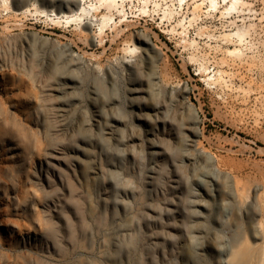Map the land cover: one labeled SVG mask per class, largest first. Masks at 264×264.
<instances>
[{"label":"rangeland","instance_id":"obj_1","mask_svg":"<svg viewBox=\"0 0 264 264\" xmlns=\"http://www.w3.org/2000/svg\"><path fill=\"white\" fill-rule=\"evenodd\" d=\"M245 1L251 11L244 21L203 13L198 24L215 36L190 26L186 38L198 45L186 49L170 22L138 10L129 14V28H107L103 41L87 39L76 22L52 20L54 11L70 12L68 0H30L31 12L15 23L2 11L0 110L34 132L36 149L18 170L7 140L0 143L6 188L0 189V264H246L249 255L259 258L256 243L263 238L254 240L252 229L264 222V0ZM93 17L84 21L98 22ZM8 20L16 26L4 28ZM248 23H255L249 50L232 58L225 50L234 43L216 37ZM138 33L154 48L139 43ZM133 43L140 46L135 53L125 50ZM57 48L79 59L64 95L71 103L63 126L53 88ZM192 51L212 74L223 68L225 80H204ZM142 52L155 56L149 68ZM113 117L118 133L109 139L105 125ZM234 254L237 263L229 262Z\"/></svg>","mask_w":264,"mask_h":264},{"label":"bare ground","instance_id":"obj_2","mask_svg":"<svg viewBox=\"0 0 264 264\" xmlns=\"http://www.w3.org/2000/svg\"><path fill=\"white\" fill-rule=\"evenodd\" d=\"M68 1L70 3L67 5V7L70 9V12L69 13L55 12L52 9V11H54L53 14L55 15V18H52V17L51 18L52 20L55 19L56 22H61L62 19L63 21H66V22H76L77 25L79 26V27L77 26L80 30L79 32L82 35H84L87 39L93 40V37L94 38L100 37L99 38L100 41H103L107 28L115 29L116 32H120L125 27L129 28L131 25L130 20H129V14L136 13V11L138 10L139 15L140 14H142L143 16L157 15V17L160 19V22H163V21L170 22L172 26L171 30L173 32H178L179 34H182L184 36L182 40H183V43H184L183 46L185 47V49L187 47L197 48L196 45H198L197 39L195 38L187 39L186 38V35L188 33V28L190 26L197 25L198 29L196 33L200 36H203L206 34L210 38L211 36L214 35L213 32L211 33L209 30H207L209 26L207 27V25L198 24V22L200 21L199 19H202L203 13L209 14L211 16H215V13H219L218 15L219 19L223 18L224 20L227 19V21H230L231 23H235L236 20H239V19L243 20L247 18V16L245 17L243 15V14H246L245 11L247 9L251 11L250 9L251 6L248 5L249 3H247V1L245 0H68ZM52 2H56V1H52ZM57 2L63 4V0H60V1L57 0ZM30 3H31L30 0H12V1L11 0H0V14L2 13L3 10H7L6 14L11 13L8 16L14 19V22L12 20H8L6 24H4V28L9 29L11 27H14L15 24L13 23H15L16 19L22 18L23 16L26 15L27 12H31ZM32 4L35 5V2ZM248 6L250 7L248 8ZM35 12H41V13H44L45 15H49L51 11H49L48 9H44V8L39 9L38 7H36ZM89 15H93L94 17H97L98 22H95L94 19H91L90 22H87L88 20L84 21V19L87 16L89 17ZM81 23H84V24L80 25ZM123 24H125L126 26L123 27L124 26ZM253 24L252 23L242 24V25L236 24V27L234 29H229L228 31H222L218 34L216 38L222 39L224 42H227V43H232V44L234 43L233 47L226 48L225 50L226 54L232 56V58L233 57L241 58L245 55L246 53L245 49L248 47V44L250 43L248 42L249 40H247V37L249 35V29L252 28L251 26ZM95 26L97 27L96 31L94 30L91 33V29ZM178 29H181V30H178ZM135 36L139 40V43L145 44L150 49L154 48L153 45L152 47L150 46L151 41H150V37L147 34L140 33L139 35H135ZM134 45H135L134 47H130L131 45L126 46L125 50L132 51L135 53L136 51L134 50L139 49L140 46L136 44ZM145 53L142 52L141 54L142 61L144 63L143 65H145L146 68H149L153 62V57L155 56L152 53H151L152 55L149 54V52H145ZM189 56L191 60L198 62L201 73H204V80H206L209 84L217 85L219 82H221V80H225V78H223L222 76L223 73L225 74V70L223 68H222L223 70L218 69L212 74L210 71H208L209 69H208V66L205 64V62H203L202 59H199L200 54L198 57V55H196V52L193 53L192 51V53L189 54ZM54 59H55L54 62H56L54 64H56L55 65L56 68H58L60 71V73L59 71H57V73L54 72L57 78H56V86L53 88L59 94L57 106L56 105L55 106L57 107L58 116L61 117V121L63 120L62 121V126H63V124H65L66 122L65 116L68 115V112L70 111L69 106L71 103V99H69L70 97H66L64 95L67 92L66 87L71 83L72 80H74L72 73H74V70L77 69L79 59L76 58L74 54H71L65 48H59V49L57 48L54 51ZM56 68H55V71L57 70ZM63 72H65L64 73L65 75H62ZM99 84H101V89L104 92L105 86H103L101 82ZM238 89H240V86L238 87ZM101 99L103 103L105 102V105H110V103L112 102V101L107 102L106 98H104L103 96L101 97ZM190 109L193 111L192 106H190ZM2 114L3 112L0 110V115ZM97 115L98 117L101 116L100 114H98V112H97ZM99 121L97 119L96 122H94V123H97L96 126L98 127H99V123L101 122ZM45 122H46L45 120H42V124L44 123L45 125ZM0 123L3 124V127L0 128V143L3 142L5 139L7 140L6 143H4V146L6 147V152L9 153L10 157L14 160L17 169L22 170L26 163V160L24 158L25 155L27 153L31 154L33 150L36 149V144L34 145V142L33 143L31 142L32 138L30 137V135L34 136L33 134L34 132L30 128H26V125L21 120H19L18 118L12 115L10 116L7 114H3L2 120L0 121ZM117 123H118V118L116 119L115 117H113L111 121L106 123L105 132L107 131L106 133L109 134L107 138L109 139L114 138L115 133L116 134L118 133L115 131V128H113L114 126L117 125ZM91 124H93V122H91ZM34 125L35 127L37 126L36 121ZM67 127L68 126L61 128L62 131L65 132L68 129ZM45 132H46V129H45ZM192 132L196 133V129L193 130ZM2 133L7 134L8 136H4L2 135ZM20 153H22V155ZM82 167H83V172L86 173L88 171L89 165L83 164ZM14 170H16V168H14ZM1 188L3 190L5 186H3V184L0 182V189ZM6 228L8 229V231H11L15 228V226L14 224L9 223L6 225ZM252 232H253L252 237L254 238V240L258 237L259 238L262 237L263 239L260 243H256L257 253H258L259 258L255 259L251 255H249V257H247L246 264H264V222L262 225L254 226V229H252ZM234 258H235V254L232 256L230 255L229 262H235V261H232Z\"/></svg>","mask_w":264,"mask_h":264}]
</instances>
